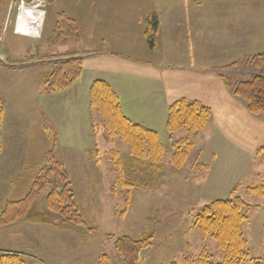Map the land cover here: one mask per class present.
<instances>
[{
    "label": "rangeland",
    "instance_id": "rangeland-1",
    "mask_svg": "<svg viewBox=\"0 0 264 264\" xmlns=\"http://www.w3.org/2000/svg\"><path fill=\"white\" fill-rule=\"evenodd\" d=\"M21 2L0 0V99L5 109L0 152V210L8 199L25 195L44 164L46 153L54 149L71 175L76 201L88 225H71L69 229H60L63 231L56 227L51 230L44 226L21 227V234L16 236L10 231L17 226H11L0 232L3 252H20L26 264H106V258L110 264H122L114 245L115 238L129 235L138 239L154 232L153 245L141 252L139 264L174 261L186 264L187 259L197 260L205 253L215 262H221L222 249L212 238H202L193 215L214 199L237 195L251 205L248 219L243 223L249 253V259L243 264H256L260 260L264 263V195L249 190L261 187L264 191V160L258 154L264 146V114L249 112L248 115H230L227 119H211L206 130L192 136L194 148L182 169L172 164V143L184 132L175 134L173 140L171 136H164L167 149L160 171L153 170L146 157L125 170L127 179L131 175H142L154 179V186L131 190L118 184V172L112 155L108 154L116 149L126 161L131 158L128 147L120 140L106 137L98 110L91 109L88 116L79 118L84 124L89 123L86 127L90 128V134L80 133L79 120L70 116L59 125L52 123L45 99L53 94L43 93L42 76L52 70L53 64L41 62L73 55L75 52L68 51L76 45L95 50L105 44L108 49L140 55L148 45L143 34L144 19L153 11L163 14L161 0L154 1L157 10L150 9L153 4L148 0H114L104 7L101 0H57L56 3L26 0L30 4L26 7L43 10L42 21L38 18L39 23L35 18L38 22L33 25L40 32L30 33L32 36L15 32ZM181 2L183 4V0ZM248 8L252 15L261 16L264 0H250ZM60 11L80 22L79 43L69 40L51 44L57 25L56 14ZM181 42L180 49H186L187 38L183 36ZM248 50L250 53L246 52ZM261 50L264 51V47L255 45L243 49L242 53L220 54L216 62L224 65ZM192 53L195 56L194 48ZM170 60L173 62L172 58ZM68 112L70 110H66L70 115ZM93 124L97 127L95 135ZM56 132L60 135L58 144ZM78 140L80 144L73 147ZM82 147L90 149L85 153ZM40 206L43 207L42 202ZM90 226L96 230L89 231Z\"/></svg>",
    "mask_w": 264,
    "mask_h": 264
},
{
    "label": "trees",
    "instance_id": "trees-1",
    "mask_svg": "<svg viewBox=\"0 0 264 264\" xmlns=\"http://www.w3.org/2000/svg\"><path fill=\"white\" fill-rule=\"evenodd\" d=\"M53 1V0H50ZM57 25L51 44H62L69 40L81 41V26L78 21L63 11L57 14ZM159 28L156 13L146 20V35L150 46ZM83 56L76 53L42 61L53 64L52 70L42 76L43 93L56 94L73 85L83 73ZM224 68L248 67L250 78L230 82L233 93L245 101L247 109L253 114H264V52L255 53L232 61ZM89 103L92 109L98 110L103 118V128L109 140H120L128 147L130 157L124 161L116 149H111L112 162L118 172L117 182L122 188L131 190L151 188L154 179L142 175L125 177L126 168L130 169L146 157L151 168L160 171L161 162L167 149L158 133L143 124L127 117L122 109L121 98L109 82L95 80L89 91ZM5 115L4 102L0 99V152L2 150L1 131ZM212 119V109L197 100L181 98L169 107L167 128L171 139L178 132L184 135L173 140L172 164L182 169L185 167L194 142L195 134L202 133ZM97 129L96 125H94ZM56 140V138H55ZM264 160V146L258 150ZM264 195L261 187L250 188ZM43 203V207L40 203ZM250 204L240 196L217 198L205 204L193 215L194 225L200 230L203 239L212 238L223 251V261L215 262L208 254L197 260L187 259L186 264H243L249 259L246 250L247 239L243 223L248 219ZM21 221L35 224L51 225L58 229H69L71 225L87 227L82 209L76 201V191L71 175L65 164L57 157L54 149L45 155L44 164L36 172L33 181L21 198L8 199L0 210V229ZM93 226L89 231H95ZM154 232L143 234L135 239L129 235L115 238V248L122 264H139L141 252L153 245ZM106 258V257H105ZM107 263L110 264L108 258ZM256 264H264L256 261ZM0 264H26L19 252H6L0 256ZM169 264H182L174 261Z\"/></svg>",
    "mask_w": 264,
    "mask_h": 264
},
{
    "label": "crops",
    "instance_id": "crops-1",
    "mask_svg": "<svg viewBox=\"0 0 264 264\" xmlns=\"http://www.w3.org/2000/svg\"><path fill=\"white\" fill-rule=\"evenodd\" d=\"M53 1L56 3L57 0ZM113 1L101 0L102 6ZM148 1L153 4L150 9L157 10L158 5L154 4L156 0ZM211 2L212 0H183L182 4L181 0H161L165 10L163 14L150 12L156 13L159 19L154 44L149 45L146 35L148 16L144 19L143 29L148 45H145L140 55L133 56L115 48L108 49L105 48V44L98 46L99 48L95 50L85 48L83 45L82 48L76 45V48L70 49L68 52L83 56V73L68 89L45 99L54 121L52 123L54 125L64 123L69 116L73 120L84 118L86 114L88 116L89 110L92 109L89 103L90 86L97 79L109 82L119 94L122 109L127 117L156 131L162 141L164 136L168 138L170 136L167 128L169 107L181 98L197 100L210 107L212 119L216 117L227 119L230 115L233 117L240 113L248 115L245 101L233 93L229 84L233 80L249 79L250 69L248 67L224 68L226 64L218 65L216 61L220 54L233 55L236 51L242 53L243 49L255 45H261L262 49L264 47V25L262 24L264 14L252 15L248 8L250 0H218L216 4ZM205 7L208 10H204ZM132 21L134 18L130 22ZM78 23L81 26L79 21ZM183 36L189 43L186 49H180L183 46L181 42ZM193 48L195 56L192 53ZM246 52L250 53V50ZM262 52L264 51L254 53ZM130 98H132L131 103ZM66 110H70L68 112L70 115L66 114ZM78 123L77 130L80 133L91 132L90 128L88 129V122L84 124V121L80 119ZM94 125H92L93 135L96 131ZM76 131L73 132L76 133ZM58 132L60 133L59 130ZM58 132H56V144L60 141ZM261 140H263L262 137ZM80 142V140L75 141L72 146L75 147ZM89 149L82 147L81 150L87 153ZM14 224L1 228L0 232L11 226H17V229L10 231L14 236L21 234V227L31 229L44 226L50 230L55 228L29 221ZM0 252L5 253L2 248Z\"/></svg>",
    "mask_w": 264,
    "mask_h": 264
},
{
    "label": "bare ground",
    "instance_id": "bare-ground-1",
    "mask_svg": "<svg viewBox=\"0 0 264 264\" xmlns=\"http://www.w3.org/2000/svg\"><path fill=\"white\" fill-rule=\"evenodd\" d=\"M23 11L20 13L17 28L18 31L21 33H24L26 36H32L30 33H36L38 34L40 32L39 29L36 27L33 28V25L36 24V19H40L42 21V15H43V10H38V11H32L33 9H22ZM41 15V16H39ZM36 18V19H35ZM38 19V20H39ZM39 20V23H40ZM38 22V21H37ZM36 26V25H35ZM36 37H39L36 35Z\"/></svg>",
    "mask_w": 264,
    "mask_h": 264
},
{
    "label": "built area",
    "instance_id": "built-area-1",
    "mask_svg": "<svg viewBox=\"0 0 264 264\" xmlns=\"http://www.w3.org/2000/svg\"><path fill=\"white\" fill-rule=\"evenodd\" d=\"M39 3H41V2H39ZM30 4H28L27 2H26V0H22V2H21V10H20V13L23 11L22 9L24 8V9H33L32 11H34V8H30V7H26V6H29ZM37 6H38V4H37ZM37 6H34L35 8L37 7ZM35 11H37V10H35ZM34 11V12H35ZM19 18V17H18ZM15 32L17 33V34H22V35H25L24 33H21V32H19L18 31V28L16 27L15 28Z\"/></svg>",
    "mask_w": 264,
    "mask_h": 264
}]
</instances>
